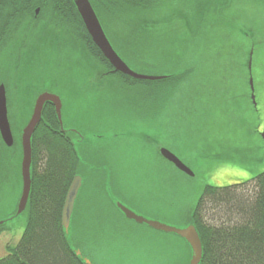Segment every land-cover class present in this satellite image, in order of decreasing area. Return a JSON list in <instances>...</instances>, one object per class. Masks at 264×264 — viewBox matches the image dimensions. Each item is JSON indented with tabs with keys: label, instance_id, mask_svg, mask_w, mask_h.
<instances>
[{
	"label": "rangeland",
	"instance_id": "1",
	"mask_svg": "<svg viewBox=\"0 0 264 264\" xmlns=\"http://www.w3.org/2000/svg\"><path fill=\"white\" fill-rule=\"evenodd\" d=\"M149 15L145 31L130 34L132 27L125 30L124 21L105 31L119 56L138 74L168 77L195 67L188 80L195 91L181 101L170 99L167 85L162 87L160 81L133 83L118 74L98 76L100 68L66 33L58 36L52 66L49 58L48 64L38 63L37 74L18 76L9 84L32 93L22 102L12 94L7 98L11 121L19 125V141L36 95L50 93L63 101V129L77 145L78 176L83 178L77 220L68 239L89 264H191L193 253L183 238L128 220L114 204L149 221L186 230L207 186L240 185L264 173L262 107L260 119L253 120L251 110L244 116L249 120L239 124L237 134L230 118L224 129L226 148L214 154L224 156H213L216 163L193 142L201 136V112L210 123L207 94L202 93L208 90L206 80L215 79L218 65L210 55L219 44L232 52L236 48L235 55L241 56L252 40L264 43V1L163 0ZM181 56L190 65L180 66ZM3 59V67L11 68L7 54ZM41 60L47 62L44 56ZM255 64L264 66V45ZM234 65L244 67L243 62ZM203 68L209 76L200 75ZM162 148L179 157L195 177L163 160ZM4 153L11 161L0 154V257L8 246L19 244L28 223L27 214L17 215L23 188L21 149Z\"/></svg>",
	"mask_w": 264,
	"mask_h": 264
},
{
	"label": "trees",
	"instance_id": "2",
	"mask_svg": "<svg viewBox=\"0 0 264 264\" xmlns=\"http://www.w3.org/2000/svg\"><path fill=\"white\" fill-rule=\"evenodd\" d=\"M162 1L90 0L105 30L118 27L119 22L124 21L129 25H123L125 30L132 27L130 34L140 28L146 30L149 13ZM37 9H40L42 19L52 16L57 20L58 29L66 30V34L71 35L75 44L100 68L98 76L114 75L111 72L114 68L91 39L74 0H0V28L3 24L8 25L20 34L25 21L30 17L35 18ZM44 25L46 23L43 21ZM0 45L2 50L4 43L0 42ZM263 45L252 40L248 51L236 56V48L232 52L225 44H219L218 50L210 55L218 64L213 70L215 79L206 80L209 91H202L204 95L207 94L210 123L201 112V118L197 117V133L201 136L193 142L198 147L203 146L204 153L211 154L212 158L224 156L214 154L226 148L223 147L227 134L224 129L230 118L235 126L232 131L237 134L239 124L244 126L249 120L244 116L250 110L254 115L253 120L260 119V107L264 114V66L261 64L258 68L259 65L255 64L259 57L262 58ZM179 62H182L180 66L190 65L182 56L178 58ZM242 62L244 67L241 69L233 66ZM182 70L160 81L162 87L163 84L167 85L170 99L177 97V101L191 96L195 91L188 81L195 67L190 65ZM202 70L201 76H209L207 68ZM115 74L125 81L142 83L121 73ZM251 78L254 80L257 105L252 101ZM73 140L69 132L61 130L55 107L47 104L32 142V189L23 213L27 214L28 223L19 244L7 247L8 252L0 257V264H87L82 256L77 255L62 225L65 201L81 165L79 150ZM0 142L4 146L1 137ZM211 162L216 163L214 158ZM21 164L22 152L20 174ZM190 220L196 226L203 245L200 264H264V173L240 185L224 188L207 186Z\"/></svg>",
	"mask_w": 264,
	"mask_h": 264
},
{
	"label": "water",
	"instance_id": "3",
	"mask_svg": "<svg viewBox=\"0 0 264 264\" xmlns=\"http://www.w3.org/2000/svg\"><path fill=\"white\" fill-rule=\"evenodd\" d=\"M78 13L80 14L85 27L95 43V45L99 48L103 56L108 60L111 66L114 68L113 73H121L128 78L134 79L136 81H162L167 77H148L133 71L128 64L119 56L114 47L112 46L100 20L95 12L90 0H74ZM252 66V62H250V69ZM250 86L252 91V101L255 105L256 95H255V86L254 80L251 78ZM47 104H52L55 107L56 114L61 125V130L63 129L62 122V109H63V101L57 95H52L50 93H42L39 95L35 102L34 111L32 116L30 117V121L28 125L21 132L22 134V164H21V181L23 184L22 195L18 205V213L17 215L23 214L28 206L31 189H32V163H33V135L37 130L43 119V112ZM31 115L28 114V117ZM69 132V131H65ZM0 134L4 141V143L8 147H12L14 145V135L11 127V119L9 113L8 99L6 87L4 84L0 85ZM84 141V138H83ZM75 143V141L73 140ZM76 145V144H75ZM161 157L172 164L178 171L185 174L188 177H195V173L186 166L182 160L173 154L171 151L162 148L160 150ZM83 188V178L81 176H77L70 187L68 192L63 214H62V225L66 232L74 227V222L76 219L75 210L79 208L78 206V198L80 197L81 190ZM114 206L122 213V215L128 220L134 221L140 225H148L151 228L163 231L165 233H175L183 238L187 244L190 246L192 250V258L191 264H200L203 258V245L199 233L195 227V225L190 226L186 230H178L175 228H170L168 226L162 225L157 222L149 221L144 217L138 216L129 208L125 207L123 204H114ZM14 219V217H12ZM6 222L1 223L4 225ZM78 256H81L80 253L77 252ZM87 264H89L87 262Z\"/></svg>",
	"mask_w": 264,
	"mask_h": 264
},
{
	"label": "flooded vegetation",
	"instance_id": "4",
	"mask_svg": "<svg viewBox=\"0 0 264 264\" xmlns=\"http://www.w3.org/2000/svg\"><path fill=\"white\" fill-rule=\"evenodd\" d=\"M39 17H40V9H37L35 18L30 17L25 21L24 28L22 29L20 34H17L16 30L11 29L8 25L4 26L3 24L2 28H0V42L4 43L2 47L3 51L0 49V53H1L0 54V85L2 84L5 85L7 98L9 100L11 94L15 98H18L20 102L25 101L27 97H31L32 93H26V91L21 86L18 87L17 83H12L13 85H9L11 84V80L17 78L18 76L32 77L33 74H37V68L39 64H48L49 58H50V65L52 66L55 61L54 48L57 47V37L59 36L60 33H67L66 30L58 29L57 20L53 19L52 16H47L45 19L44 18L42 19L41 18L42 16L40 18ZM43 21L46 23V25L44 26H43ZM41 30L43 31L41 32ZM21 36L23 37L20 39ZM39 36L41 37V39H37V37ZM13 42H16L15 45H12ZM49 53L51 54L50 57L48 56ZM6 54L8 56V61L10 60L12 61V67L9 69H5L3 67V62H4L3 58ZM43 56L47 59V62L45 63L41 60ZM41 94L42 93L36 95L35 97L36 99L34 100V104H33V109L31 111V115L29 117L28 115L25 116L26 123L22 127L21 132L28 125L30 121V117L32 116L34 111L35 102L39 97V95ZM11 127L15 140L14 145L12 147H8L4 143L0 134V137L4 143V146H2L0 142V152H1L0 154L5 155L7 160L9 161H11V158L4 153V150L11 151L19 148L21 149L22 152V141H19L15 137V133L17 132V128H19V125L16 124L15 122L13 124L11 121ZM21 138H22V134H21ZM18 144L20 145L18 146Z\"/></svg>",
	"mask_w": 264,
	"mask_h": 264
}]
</instances>
